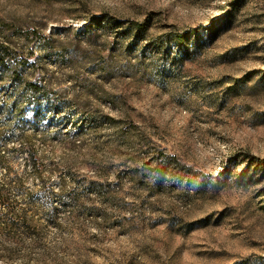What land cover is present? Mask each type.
I'll use <instances>...</instances> for the list:
<instances>
[{
  "label": "rangeland",
  "instance_id": "obj_1",
  "mask_svg": "<svg viewBox=\"0 0 264 264\" xmlns=\"http://www.w3.org/2000/svg\"><path fill=\"white\" fill-rule=\"evenodd\" d=\"M0 194V264H264V0H0Z\"/></svg>",
  "mask_w": 264,
  "mask_h": 264
},
{
  "label": "trees",
  "instance_id": "obj_2",
  "mask_svg": "<svg viewBox=\"0 0 264 264\" xmlns=\"http://www.w3.org/2000/svg\"><path fill=\"white\" fill-rule=\"evenodd\" d=\"M137 27H141L142 26V23H136L135 24ZM6 201V198L4 196V194H0V203L1 202H5Z\"/></svg>",
  "mask_w": 264,
  "mask_h": 264
}]
</instances>
